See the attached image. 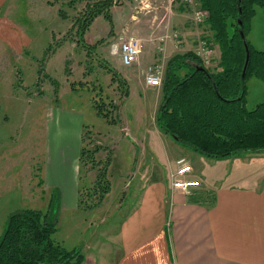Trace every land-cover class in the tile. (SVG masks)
I'll use <instances>...</instances> for the list:
<instances>
[{"label": "rangeland", "instance_id": "1", "mask_svg": "<svg viewBox=\"0 0 264 264\" xmlns=\"http://www.w3.org/2000/svg\"><path fill=\"white\" fill-rule=\"evenodd\" d=\"M12 1L14 7L4 6L0 17L18 25L24 37L13 29L18 43L12 47L5 42L0 45V238L12 213L23 209L46 212L45 193L57 191L47 183L49 152L55 164L62 159L74 160L81 152L83 127L87 133L85 145L90 143L91 148L101 146L103 149L94 164L85 165L91 162L87 160L82 165L78 160L81 185L86 194L94 188L101 169L112 160V174L116 181L123 180L121 173L127 168L130 170L128 149L131 145L138 158L145 148L146 156L152 155V151L148 152L151 146L160 155L168 144H178L166 134L162 138L157 133V130L162 131L158 124L156 127V115L164 98L162 87L150 88L144 83L146 69L137 72L133 66L124 67L120 57L111 54L113 44L118 45L130 37L141 38L144 53L156 51L158 54L159 48L166 49V70L171 57L193 52L207 69L220 71V50L206 25L209 13L201 8L199 0H114L113 25L98 17L83 37V42L95 49L89 55L88 49L78 42L75 23L86 15L89 2L100 0ZM196 10L203 13L201 23L195 21ZM174 35L179 36V49L174 47L173 38L177 37ZM166 36L169 39L164 41ZM247 40L255 49L264 51V10L261 7H256ZM107 66L113 67L122 80L124 78L126 87H122L119 79L113 80ZM119 70L129 76V80ZM138 81L144 83V91ZM247 88L249 110L264 103V82L250 78ZM102 102L111 113L110 121L116 123L97 114L96 104ZM125 130L138 141L137 146L128 142ZM178 145L185 153L196 156L191 161L193 168L205 181L220 177L219 166H213L207 157L190 148ZM56 150L62 156L57 157V162ZM148 172L149 168L144 169V174ZM69 226L71 223L63 220L61 228ZM59 238V235L54 236L56 241Z\"/></svg>", "mask_w": 264, "mask_h": 264}, {"label": "crops", "instance_id": "2", "mask_svg": "<svg viewBox=\"0 0 264 264\" xmlns=\"http://www.w3.org/2000/svg\"><path fill=\"white\" fill-rule=\"evenodd\" d=\"M4 6L12 9L13 1L0 0V13ZM19 28L13 21L0 17V45L5 42L15 46L18 39H14L13 29L21 33ZM165 51L143 52L134 70H145L159 59L165 65ZM119 72L129 80L123 71ZM139 83L144 91L145 82ZM125 131L128 142L137 146L138 141ZM83 132L79 151L83 147ZM157 133L163 138V131ZM178 144H168L160 155L151 146L148 152L153 153L146 156L145 148L138 158L131 145L130 170H124L123 180L116 181L112 160L108 170L111 190L100 206L89 211L79 206L80 154L74 160L68 158L70 162L62 159L55 164L49 152L47 183L57 191L45 193V210L49 211L52 205L58 209L57 242L69 251H80L84 256L82 264H264V153H244L219 161L208 159L213 166L220 167L221 174L207 182L193 168L191 161L196 156L185 153ZM58 156L61 159L56 150V162ZM181 158L190 161L191 178L202 185L191 194L170 188L171 175ZM115 214L117 217L109 222ZM65 219L71 226L62 229Z\"/></svg>", "mask_w": 264, "mask_h": 264}, {"label": "trees", "instance_id": "3", "mask_svg": "<svg viewBox=\"0 0 264 264\" xmlns=\"http://www.w3.org/2000/svg\"><path fill=\"white\" fill-rule=\"evenodd\" d=\"M93 2L87 4L86 15L75 23L78 42L88 49V55L95 49L85 44L83 37L95 19L103 17L113 25L114 0ZM199 3L209 13L206 25L220 50V71L207 69L193 52L172 58L167 65L162 85L164 98L156 122L164 134L208 159L219 161L244 153H264V103L252 110L247 107V81L256 78L264 82V51L255 49L247 40L256 7L264 10V0H199ZM245 44L249 47L250 63L243 79ZM107 70L114 81L119 79L122 87L127 86L113 67L107 66ZM106 107L104 102L96 104L97 114L110 121L111 113ZM86 135L83 132L79 158L82 165L87 160L91 162L85 165L94 164L103 150L101 146L85 145ZM110 164L101 169L94 188L87 194L81 188V208L92 209L103 203L110 192L107 181ZM57 228L55 205L46 213L34 209L12 213L0 238V264H82L84 256L80 251H69L54 239Z\"/></svg>", "mask_w": 264, "mask_h": 264}, {"label": "built area", "instance_id": "4", "mask_svg": "<svg viewBox=\"0 0 264 264\" xmlns=\"http://www.w3.org/2000/svg\"><path fill=\"white\" fill-rule=\"evenodd\" d=\"M195 21L201 23L203 21V13L200 10H196ZM174 35L173 37H176ZM169 37H165L163 40L167 41ZM174 45L179 47V36L173 38ZM144 41L141 38L130 37L118 45L113 44L111 54L113 56L118 55L121 60V64L124 67H131L138 63L140 56L143 53ZM160 53H164L166 50L164 47L159 48ZM207 51V50H204ZM210 63V61L208 62ZM121 65V66H122ZM165 76L164 60L160 59L157 62L149 65L144 74L145 84L150 88H161L162 82ZM193 169L190 161L186 158H181L177 161V167L175 172L171 175V189L174 192H182L185 194H191L193 189L200 187L201 182L191 178Z\"/></svg>", "mask_w": 264, "mask_h": 264}, {"label": "water", "instance_id": "5", "mask_svg": "<svg viewBox=\"0 0 264 264\" xmlns=\"http://www.w3.org/2000/svg\"><path fill=\"white\" fill-rule=\"evenodd\" d=\"M241 35H242V38L245 39V35L243 33H241ZM245 48L247 51V57H246V62H245L244 69H243V79L246 76V72H247V69H248L249 63H250V52H249V47L247 44H245Z\"/></svg>", "mask_w": 264, "mask_h": 264}, {"label": "bare ground", "instance_id": "6", "mask_svg": "<svg viewBox=\"0 0 264 264\" xmlns=\"http://www.w3.org/2000/svg\"><path fill=\"white\" fill-rule=\"evenodd\" d=\"M144 52V51H143ZM143 54V53H142ZM141 57V56H140Z\"/></svg>", "mask_w": 264, "mask_h": 264}]
</instances>
